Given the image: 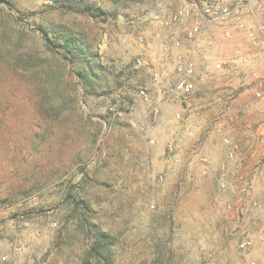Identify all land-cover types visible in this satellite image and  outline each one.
Segmentation results:
<instances>
[{"label": "rangeland", "instance_id": "374dc122", "mask_svg": "<svg viewBox=\"0 0 264 264\" xmlns=\"http://www.w3.org/2000/svg\"><path fill=\"white\" fill-rule=\"evenodd\" d=\"M3 1L0 264H81L89 241L80 212L73 213L74 200L90 203V219L115 237L112 249L118 264L243 260L240 244L252 235L230 229L201 232L197 217L201 187L187 185L186 180L177 185L178 179L196 183L209 175L190 170L204 163L198 156L202 139L186 129L188 117L204 109L200 95L183 103L187 110L180 119L173 114L176 122L170 124L159 120L156 106L138 98V89L153 81L152 63L163 49L164 33L171 29L166 26L170 13L161 14L158 22H153L152 14L162 10L160 6L175 11L179 0H5L18 14ZM209 1L188 0L202 6ZM89 6L95 12L103 9L106 20L78 11ZM251 17L264 19V2ZM52 23L78 34L88 51L90 43L98 53L96 62L107 71L100 72L104 88L95 95L85 94L76 75L79 66L65 58L64 50L52 53L47 48L42 29L51 32ZM138 57L145 59V66L137 65ZM219 59L227 64L206 77L212 87L229 81L231 60L223 56L215 61ZM239 59L235 58L238 67ZM254 68L258 70L257 65ZM257 77L264 78V72H254L252 88ZM246 88L257 104V87ZM116 103L121 115L110 111ZM156 125L160 128L153 129ZM171 141L173 153L168 150ZM211 185L217 191L213 179ZM180 190L185 191L181 196ZM227 206L224 210L230 213Z\"/></svg>", "mask_w": 264, "mask_h": 264}, {"label": "crops", "instance_id": "0c3cea01", "mask_svg": "<svg viewBox=\"0 0 264 264\" xmlns=\"http://www.w3.org/2000/svg\"><path fill=\"white\" fill-rule=\"evenodd\" d=\"M187 6L201 7L202 5H193L188 0H179L177 9ZM160 8L162 10L154 11L152 14L153 22H158L161 14L170 13V17L174 12L169 10V6H160ZM257 8L256 6L252 9L245 8L240 17L233 18L224 25L229 35L226 36L225 28L217 24L214 30L205 29L196 44H191L186 39L189 25L170 26L171 29L165 32L162 38L163 49L157 52L156 60L152 63L154 68H151L154 74L157 72L161 74L162 81L157 82L153 79L150 86H146L150 91V99L146 101L160 110L159 120L163 124L175 123L173 114L187 110L183 107V103H186L192 95H200L203 101L204 109L188 117L187 122L190 125H186V129L191 133L195 131L200 136L203 144L198 156L208 160L207 163L200 165L201 168L193 169L192 166L190 170H195L196 174L201 171L209 175L202 177L203 179L199 178L201 182L196 183L190 178L182 177L183 179H178L177 185L186 180L187 185L201 187L197 194L200 201L197 206V217L201 232L210 230L222 233L230 229L229 231L238 230L252 235L255 241L254 248L251 251H244L243 260L233 264H245L251 260L264 264V241L259 240V237L264 235V205L258 208L253 206L255 201L264 204V101L259 100L253 105L249 90L246 88L247 86L250 87L249 89L257 87L252 88L254 78L252 75L256 71L258 74H263L262 56L264 55L252 53L253 48L247 30L236 25V21L243 19L247 27H254L251 15ZM181 26L184 27V31L181 30ZM176 41H181L182 46L176 47ZM178 53L191 57L197 64L198 72L195 80L198 90L187 96L183 95L181 100L179 95L173 99H167L162 92L165 89L174 88L176 84ZM223 56L231 60L228 62L231 69L226 73L229 81L214 83L212 87L209 80L206 81V77L215 70L214 64L221 61L220 59L215 61V58ZM239 57L240 67L235 64L238 61L235 58ZM243 58H247L249 63H244ZM255 65L258 66V70L254 68ZM242 87H245L243 88L245 90L238 93ZM208 100H211L209 104L212 106L211 110L206 109ZM183 127L182 124L177 128L182 130ZM159 128L160 125H156L153 129ZM223 138L230 139L238 146L234 160L229 159V147L221 140ZM212 179L217 183V191L215 186L211 185ZM222 182L226 183L224 189L220 186ZM184 192L180 190L179 195L181 196ZM227 204L231 208L230 213L224 210ZM209 226H213V229H208Z\"/></svg>", "mask_w": 264, "mask_h": 264}, {"label": "built area", "instance_id": "2783aa9c", "mask_svg": "<svg viewBox=\"0 0 264 264\" xmlns=\"http://www.w3.org/2000/svg\"><path fill=\"white\" fill-rule=\"evenodd\" d=\"M256 2L258 7H260L263 1L259 0ZM256 3L252 2V0H210L203 6L198 7H182L177 9L176 11L171 13L169 20L166 22V26H179V25H189L186 31V39L191 44H196L199 38L203 35L205 29L214 30V26L219 24L222 28H225L226 25L231 19H236L242 15L243 10L245 8L250 7L252 9L255 7ZM255 10V9H254ZM236 25L240 28L246 29L249 39L251 41V46L253 48L254 53H263L264 54V19H256L254 21V27H247V23L243 19H239L236 21ZM226 36L229 35L228 29L224 30ZM140 43H144V38L139 39ZM176 47H181L182 42L176 41ZM244 63H249L247 58H243ZM176 69L178 78L174 88L163 90V96L167 99H173L176 95H179L180 100L182 96H187L188 94L193 93L197 89V81L195 80V76L198 72V66L192 60L191 57L184 56L181 53L176 55ZM227 64L226 61H219L214 64V69L220 71ZM137 65L142 67L146 65V61L143 57L137 58ZM153 79L157 82L162 81V76L160 73H155L153 75ZM161 80V81H160ZM255 84L257 88L255 90V95L259 100L264 101V78L257 77L255 80ZM138 98L142 100H149L150 94L147 88L140 87L138 89ZM183 101V100H182ZM119 103L114 104L110 111L113 115H121L119 112L118 106ZM156 114L160 112L159 109L155 110ZM176 118H181V113H176ZM224 143L229 147L228 157L231 160L236 158V151L238 146L232 143L230 139H225ZM168 150L170 153L175 151V141H171L168 145ZM205 163L206 160L203 159ZM202 162V163H203ZM201 163V164H202ZM221 188H226V183L222 182L220 184ZM26 200H23L19 203V206H24ZM264 204L255 201L253 202L254 207H262ZM26 225H29L26 223ZM259 240L264 241V235L259 237ZM255 246V241L253 239H245L240 244V248L243 251H251ZM216 264V263H214ZM245 264H260L258 261L251 260L246 262Z\"/></svg>", "mask_w": 264, "mask_h": 264}, {"label": "trees", "instance_id": "16d2710c", "mask_svg": "<svg viewBox=\"0 0 264 264\" xmlns=\"http://www.w3.org/2000/svg\"><path fill=\"white\" fill-rule=\"evenodd\" d=\"M3 2H6L7 5H9L8 7L10 10L15 11L18 14L10 2L5 0ZM78 11L81 14L87 13L89 16L101 18L102 20H106L108 16V14L101 8H98L95 12L92 6ZM49 29L51 32L42 29L43 38L46 42L47 48L52 53L64 50L65 58L71 63L78 64L79 69L76 71V75L85 87V94L92 96L101 88H104L100 72H106L107 69L101 63L96 62L99 55L98 53L93 52L92 45L89 43L88 51L83 38L79 37L76 33H71L68 28L63 27L60 24L52 23ZM72 204H74V215L77 216L79 212L81 214V225L85 230L84 237L89 241L86 243L85 258L81 261V264H118L114 258V252L112 249L115 237L112 233L104 230L99 222L90 219V203L85 200H74Z\"/></svg>", "mask_w": 264, "mask_h": 264}]
</instances>
